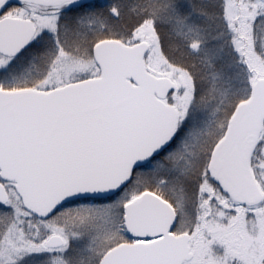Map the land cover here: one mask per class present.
Masks as SVG:
<instances>
[{
	"label": "snow or ice",
	"instance_id": "snow-or-ice-1",
	"mask_svg": "<svg viewBox=\"0 0 264 264\" xmlns=\"http://www.w3.org/2000/svg\"><path fill=\"white\" fill-rule=\"evenodd\" d=\"M0 264H264V0H0Z\"/></svg>",
	"mask_w": 264,
	"mask_h": 264
}]
</instances>
